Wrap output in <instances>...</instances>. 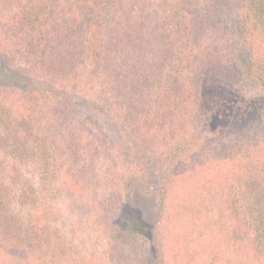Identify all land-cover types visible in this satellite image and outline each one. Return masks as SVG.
Returning a JSON list of instances; mask_svg holds the SVG:
<instances>
[{"label": "rangeland", "instance_id": "1", "mask_svg": "<svg viewBox=\"0 0 264 264\" xmlns=\"http://www.w3.org/2000/svg\"><path fill=\"white\" fill-rule=\"evenodd\" d=\"M186 2L196 24L190 41L182 40L181 57L193 58L186 75L190 80L212 71L217 59L224 92L214 95L228 102L225 89L243 72L242 57L252 55L264 64V41L255 38L244 47V35L230 30L233 0L222 19L212 13L213 0ZM83 70L79 80L56 93L67 101L76 158L64 156L59 166L30 160L14 165L0 149L2 180L13 183V169L21 177L10 191V209L23 228L48 240L43 262L34 252L30 264H209L213 251L219 260L223 246L218 242L224 238L218 231L231 225L218 198L240 184L238 164L248 141L264 150V123L246 131L249 121L235 119L239 106L206 121L199 108L202 90L198 93L190 84L192 89L184 88L182 99L165 114L163 109L150 131L140 126L135 136L134 125L124 127L117 118L120 105L108 74L99 71L94 77L88 65ZM32 81L35 88H51L45 81ZM263 91L237 95L246 106L250 95Z\"/></svg>", "mask_w": 264, "mask_h": 264}, {"label": "trees", "instance_id": "2", "mask_svg": "<svg viewBox=\"0 0 264 264\" xmlns=\"http://www.w3.org/2000/svg\"><path fill=\"white\" fill-rule=\"evenodd\" d=\"M213 2L212 13L222 19L219 16L228 9L229 0ZM186 6L184 0L156 4L150 0H0V83L4 84L0 85V149L11 164L30 160L59 166L58 159L77 157L67 101L56 93L79 80L87 65L91 75L108 74L120 105L117 118L124 127L134 125L130 130L135 136L140 135V126L150 131L161 111L165 114L170 104L182 99V91L190 84L196 85L198 93L202 90L199 108L206 121L239 106L235 119L249 121L246 131L261 126L264 91L250 95L246 106L237 95L264 90V64L252 55L242 57L243 72L226 86L228 102L214 95L224 92L217 59L212 71L187 77L193 58L181 57L182 40L190 41L188 35L196 24ZM231 17L235 20L230 30L241 38L244 35V47L255 38L264 41V0H233ZM17 65L22 68L17 70ZM32 80L45 81L51 88H35ZM256 147L248 141L238 164L240 184L219 195L221 213L228 215L231 226L229 230L220 227L222 256L218 260L216 251L209 252V264L217 260L219 264H264V150ZM1 172L0 264H30L34 252H39L42 263L47 238L23 228L9 206L12 186L21 177L13 169L14 181L7 183ZM134 224L141 226L138 221Z\"/></svg>", "mask_w": 264, "mask_h": 264}]
</instances>
